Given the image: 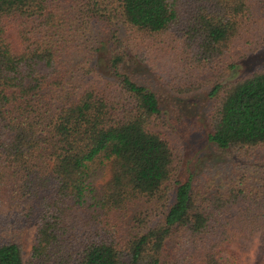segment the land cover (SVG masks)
Here are the masks:
<instances>
[{
	"label": "trees",
	"instance_id": "1",
	"mask_svg": "<svg viewBox=\"0 0 264 264\" xmlns=\"http://www.w3.org/2000/svg\"><path fill=\"white\" fill-rule=\"evenodd\" d=\"M175 2L0 0V264H243L255 244L254 264H264V173L215 193L191 174L178 180L173 148L151 130L160 102L123 71L122 47L106 76L91 65L98 35L80 51L90 70L63 57L73 60L66 49L92 22L165 34L179 22ZM207 2L188 40L217 59L239 36L247 0ZM209 99L218 152L264 149V66L214 84Z\"/></svg>",
	"mask_w": 264,
	"mask_h": 264
},
{
	"label": "rangeland",
	"instance_id": "2",
	"mask_svg": "<svg viewBox=\"0 0 264 264\" xmlns=\"http://www.w3.org/2000/svg\"><path fill=\"white\" fill-rule=\"evenodd\" d=\"M207 3V0H176L179 22L167 33L154 37L128 31L117 24L103 28L102 23L92 22L79 42L75 43L79 35L74 36L76 48L66 49L73 60L69 61L67 54L63 57L77 70L83 71L86 67L90 70L91 65L96 64L101 75L106 76L105 63L110 51L122 47L126 57L123 71L152 91L160 102L162 115L152 121L151 130L161 133L173 148L178 166L177 179L184 181L191 174L194 184L215 193L221 184H227L232 178L245 174L253 183V172L257 173L256 177L260 172L264 173V149L255 153L250 150L238 157L235 152H218L207 140L212 128L210 112L213 107L209 99L212 86H227L239 76L264 66V3L247 0L239 36L225 56L217 59L202 56L197 45L188 40L189 18L199 6ZM94 35H98L92 39L97 48V59L88 66V60L80 51L88 44L87 38ZM115 41L119 43L115 44ZM63 44L65 48L72 47L71 43ZM70 83L79 84L74 78ZM33 230V226L28 227L20 239L24 260H27L32 245ZM175 242L176 238H173L168 247H173ZM256 246L243 254V264H254Z\"/></svg>",
	"mask_w": 264,
	"mask_h": 264
}]
</instances>
